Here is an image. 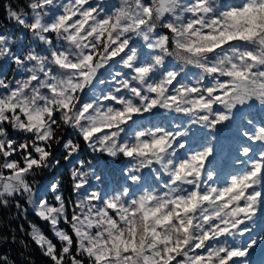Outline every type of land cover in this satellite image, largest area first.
I'll return each mask as SVG.
<instances>
[{
  "label": "snow or ice",
  "instance_id": "6c2138e0",
  "mask_svg": "<svg viewBox=\"0 0 264 264\" xmlns=\"http://www.w3.org/2000/svg\"><path fill=\"white\" fill-rule=\"evenodd\" d=\"M7 18L24 35L0 29V207L31 205L50 264H248L264 245V0H28ZM67 164L71 206L49 172ZM113 165L131 184L97 189Z\"/></svg>",
  "mask_w": 264,
  "mask_h": 264
},
{
  "label": "trees",
  "instance_id": "16d2710c",
  "mask_svg": "<svg viewBox=\"0 0 264 264\" xmlns=\"http://www.w3.org/2000/svg\"><path fill=\"white\" fill-rule=\"evenodd\" d=\"M103 2L107 5H118V0H103ZM222 2L231 5L239 3V0H222ZM27 3L28 0H0V29H6L7 32L23 36L24 33L20 30L19 26H17L14 21L7 18V7L9 5H12L16 9L22 10ZM108 10L111 11V8H109ZM194 71L195 70L192 69L189 72L190 77L192 72ZM7 76L9 79L19 78L18 76H14L12 72H8ZM165 115L168 114L165 113ZM248 118H251V116H249ZM258 120L259 118L257 117V126H259ZM69 133H71V135H69ZM61 135L65 136V138L75 139L77 140V142H81L79 141L74 130H65L61 133ZM190 135H200L196 126H193ZM235 139L236 129L234 126L221 132L220 143L223 146L225 144H234ZM82 147L85 149V155L81 156V158L86 160L87 163L95 166L94 158L99 156L100 154L93 153L91 150L86 149V146H84L83 144ZM224 148L221 153V158H228V162L231 163V156L229 152L226 153V150ZM57 151L62 152L63 149L57 146ZM103 164L104 161H101L102 166ZM73 166L74 165L72 164H67L66 167H61L56 170H49L50 174L55 177L54 182L61 184V192L68 200L69 206H71V203L74 202L77 198L75 193L72 191L71 180L69 176V171ZM112 167L115 168L116 171L107 172L105 175L106 185H97V189L106 187L107 191L111 192L112 189L118 184L121 186L125 185L126 183L131 184V181H125L123 175L118 170L119 165H113ZM48 182V179H44L42 181L43 184H47ZM37 183H41L39 178H37ZM93 183H95L94 180ZM156 187H159V185H157ZM40 194L42 196L48 195L45 191H42ZM17 203H20L22 208L28 209L27 214H23L16 209L15 205ZM33 223L40 226L41 229L47 235H49V237L52 236L51 232H49L48 230V226L39 221L33 214V212L31 211V205L24 203L21 198H10V205L7 208L0 207V256L7 257L8 264H50L49 259L42 254L41 249L37 247L35 243H33L30 239V226ZM250 228L252 229V235L259 241L260 234L264 232V224H262L260 221H257L256 223L250 224ZM259 250L260 247L256 248L255 251L251 253L250 258L248 259V264H261V262L258 261V259H256L255 257L256 253L259 252Z\"/></svg>",
  "mask_w": 264,
  "mask_h": 264
},
{
  "label": "rangeland",
  "instance_id": "374dc122",
  "mask_svg": "<svg viewBox=\"0 0 264 264\" xmlns=\"http://www.w3.org/2000/svg\"><path fill=\"white\" fill-rule=\"evenodd\" d=\"M254 144L256 143V142H253ZM224 147H226V148H224ZM231 147V145L230 144H225L224 146H223V148L226 150V153H228L229 152V148Z\"/></svg>",
  "mask_w": 264,
  "mask_h": 264
},
{
  "label": "bare ground",
  "instance_id": "6f19581e",
  "mask_svg": "<svg viewBox=\"0 0 264 264\" xmlns=\"http://www.w3.org/2000/svg\"><path fill=\"white\" fill-rule=\"evenodd\" d=\"M257 254V256H259V257H264V253H262V252H258V253H256Z\"/></svg>",
  "mask_w": 264,
  "mask_h": 264
}]
</instances>
